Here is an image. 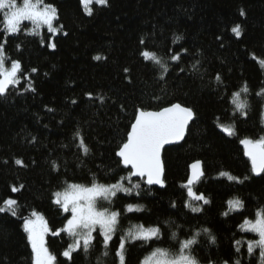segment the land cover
<instances>
[{
	"label": "trees",
	"instance_id": "trees-1",
	"mask_svg": "<svg viewBox=\"0 0 264 264\" xmlns=\"http://www.w3.org/2000/svg\"><path fill=\"white\" fill-rule=\"evenodd\" d=\"M45 2L57 8L61 34L53 36L45 29L42 37L26 35L31 25L25 22L21 33L9 35L5 45L7 56L19 60L24 75L31 76L35 91H26L28 84L22 82L0 97V207L6 209L0 212V264H34L19 217L36 210L50 227H62L65 214L52 202L53 192L63 190L65 181L90 186L94 178L115 183L127 175L115 152L130 131L136 109L155 111L171 103L195 113L186 140L164 151L163 190L134 181L141 183L139 196L117 194L112 206L122 215L111 245L118 247L122 232L132 225H161L163 239L126 245V264H141L154 247L175 250L179 241L208 228L216 243L203 234L198 238L193 252L200 264H260L258 251L249 255L243 243L237 252L235 241L253 240L239 225L264 207V175L253 176L240 143L245 137L264 136V97L258 95L264 89V0H108L107 6L89 5L91 15L81 0ZM237 24L243 32L239 38L231 31ZM177 36L182 39L174 42ZM3 37L0 32V43ZM51 42L55 49L49 47ZM145 50L168 65L164 79L159 65L142 56ZM173 54L180 55L178 62L170 59ZM97 55L100 60L94 59ZM244 85L249 89L244 96L247 115L233 116L231 96ZM217 117L234 123L237 134L221 132ZM77 132L89 148L87 155L78 147ZM18 159L22 165L15 163ZM197 161L203 163L205 177L194 190L210 204L192 201L203 208L193 213L184 207L189 198L182 185ZM222 172L249 179L236 183ZM20 185L21 191H12ZM237 197L244 209L222 215L227 201ZM7 199L19 201L17 216L7 210ZM128 203L143 205V211L126 213L123 206ZM171 232H177L178 240L170 239ZM102 239L97 236L92 250L75 252L68 262L59 254L71 239L64 234L48 237L58 264H118L111 245L109 255L102 256Z\"/></svg>",
	"mask_w": 264,
	"mask_h": 264
},
{
	"label": "snow or ice",
	"instance_id": "snow-or-ice-1",
	"mask_svg": "<svg viewBox=\"0 0 264 264\" xmlns=\"http://www.w3.org/2000/svg\"><path fill=\"white\" fill-rule=\"evenodd\" d=\"M81 4L85 6L88 15L92 14L89 5L96 4L107 6L108 0H81ZM241 16H244L241 10ZM58 10L51 3H46L45 0H0V32L4 33L3 42L0 43V97L9 95L11 89L19 88L22 82H27L26 91H35L32 86L30 75H24L23 66L19 60H12L5 52L7 37L9 35H19L22 31L25 22H28L30 29L24 30L26 35L43 36V31L46 29L48 33L60 35L63 29L62 24H57ZM231 31L237 38L243 35L241 26L235 25ZM63 35H67L66 32ZM182 37H175L174 42H178ZM43 43V40H42ZM143 43V41H141ZM19 45L17 49L19 50ZM49 47L55 49V42H51ZM187 52V49H183ZM142 56L146 60L152 61L159 65L162 70L160 79H164L169 68L154 51H142ZM255 59V57H253ZM100 60L101 56L94 57ZM170 59L173 62L180 60L179 54L171 55ZM264 66V60L260 61ZM193 65V69H197V65ZM33 73L37 69L31 70ZM128 71V69H125ZM184 71V69H180ZM217 82H221L220 76H216ZM249 92L247 85H244L239 91H236L231 96V104L234 106L232 115L239 113L241 116L247 115L246 109L248 102L244 98ZM258 95H264V89ZM90 96V94H89ZM91 98V97H90ZM103 103V98H100ZM72 103H76L75 100ZM52 111V109H49ZM193 109L183 106L180 103H171L169 106L162 107L159 110L150 111L144 108L136 109L133 115V122L130 124V131L126 134V139L120 145L115 155L119 157V163L124 168L128 169L125 176H120L115 183H100L92 180L90 186L80 183H68L65 181L63 190L53 192V203L56 204L65 214V222L62 227H50L45 216L39 211L32 210L30 216L19 217L22 219V227L27 234V241L31 246L33 253L34 264H58V257L50 250L48 237H61L62 234L71 239L65 249L59 254L66 261L70 262L73 259V253L83 250L89 252L96 246L97 236H102V245L104 251L103 257L109 255V247L111 241L116 234L120 225L121 210L113 208V200L118 193H123L125 196L140 195L141 183L134 182V178L142 181L145 185H159L166 187L164 180V167L161 159V151L165 145L182 140L189 122L194 118ZM217 127L225 135L231 137L236 135V126L234 123L219 122L217 117ZM79 137L78 147L82 149L84 155H87L89 148L84 143V139L77 132ZM240 143L244 146L245 155L249 158L252 165V173L256 176L264 175V137L253 140L251 138H243ZM17 165H22L21 160H16ZM54 169L59 171V165L55 161L52 162ZM191 172L185 184L182 185L187 190V197L184 207H187L193 213L203 211L202 206H195L192 201L202 202L203 205L210 204V200L203 194L194 190L201 178L205 175L202 162L197 161L190 166ZM221 176H226L229 181L243 183L249 179L244 177L232 176L228 173H220ZM23 185L19 188L13 186L12 191L17 192L23 189ZM7 210L12 216H17L16 209L19 207V201L16 199H7L4 201ZM228 210L222 215L227 217L231 212L242 211L244 202L240 198H233L227 201ZM172 207H176L175 202ZM5 207H0V212H4ZM123 211L126 213H134L143 211V205L128 203L123 206ZM168 223V222H165ZM174 224V222H172ZM179 227V226H177ZM242 232H252L258 235V240L241 241L236 240V251H240L243 243L247 244L248 254L251 255L257 248L260 249V264H264V207L257 209L254 219H244L239 225ZM207 236L208 240L216 243V237L212 235L210 229L202 228L201 231L188 239L179 241L178 247L173 250L165 247H154L141 261V264H200L193 248L198 244V238L201 235ZM164 238L162 226L157 224L154 226H145L144 224H135L122 232L118 239V247L111 245L115 257L118 259V264H126V245L129 243L142 242V245H149ZM170 239L178 240L177 232H171ZM97 264H102L98 260ZM214 264V262H210ZM227 264V261L224 262ZM235 264H240L239 260Z\"/></svg>",
	"mask_w": 264,
	"mask_h": 264
},
{
	"label": "water",
	"instance_id": "water-1",
	"mask_svg": "<svg viewBox=\"0 0 264 264\" xmlns=\"http://www.w3.org/2000/svg\"><path fill=\"white\" fill-rule=\"evenodd\" d=\"M193 121H194V118L189 122V124H188V126H187V129H186V132H185V135H184V137H183L182 140H179V141H176V142H173V143H171V144H168V145H165V146H164V148H163L162 151H161V159H162V163H163V154H164V151H165V150H167V149H169V148H172V147L180 146V145H182V144L185 142L186 137H187L188 130H189L191 124L193 123ZM241 147H242V149H243V151H244V155H245V149H244V146H243L242 144H241ZM118 158H119V157H118ZM245 158L249 161L250 166H251V170H252L251 161L249 160V158L247 157V155H245ZM200 162H201V161H200ZM194 163H195V162H194ZM122 166H123V165H122ZM163 167H164V164H163ZM202 168H203V171H204L203 163H202ZM125 169H126V168H125ZM126 170L128 171V169H126ZM190 172H191V168L189 167V175H190ZM253 176H254L255 178H259V177H261L262 175H261V176H256V175L253 174ZM204 177H205V175L203 176V178H204ZM203 178H201L200 182L202 181ZM134 181H138L137 178H134ZM140 182H142V181H140ZM197 185H198V184H197ZM197 185H195L194 187H196ZM145 186L149 188V186H147V185H145ZM150 188H157V189L163 190L165 187H160L159 185H154V186H151Z\"/></svg>",
	"mask_w": 264,
	"mask_h": 264
},
{
	"label": "rangeland",
	"instance_id": "rangeland-1",
	"mask_svg": "<svg viewBox=\"0 0 264 264\" xmlns=\"http://www.w3.org/2000/svg\"><path fill=\"white\" fill-rule=\"evenodd\" d=\"M20 1H18V3H19ZM263 67V69H264V66H262ZM263 97H264V95H263ZM262 123H263V127H264V109H263V114H262ZM262 137H264V136H262ZM245 233H249V234H252L253 235V240H258L259 239V237H258V235L257 234H255V233H252V232H245ZM255 251H258L259 252V255H260V249L259 248H257ZM255 251L253 252V253H255Z\"/></svg>",
	"mask_w": 264,
	"mask_h": 264
},
{
	"label": "bare ground",
	"instance_id": "bare-ground-1",
	"mask_svg": "<svg viewBox=\"0 0 264 264\" xmlns=\"http://www.w3.org/2000/svg\"><path fill=\"white\" fill-rule=\"evenodd\" d=\"M252 254H254V253H252Z\"/></svg>",
	"mask_w": 264,
	"mask_h": 264
}]
</instances>
